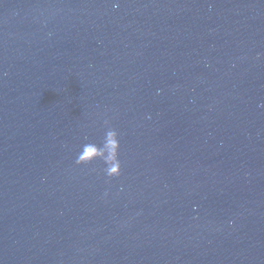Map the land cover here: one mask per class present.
<instances>
[{"label":"water","instance_id":"water-1","mask_svg":"<svg viewBox=\"0 0 264 264\" xmlns=\"http://www.w3.org/2000/svg\"><path fill=\"white\" fill-rule=\"evenodd\" d=\"M0 264H264V0H0Z\"/></svg>","mask_w":264,"mask_h":264},{"label":"clouds","instance_id":"clouds-1","mask_svg":"<svg viewBox=\"0 0 264 264\" xmlns=\"http://www.w3.org/2000/svg\"><path fill=\"white\" fill-rule=\"evenodd\" d=\"M107 136L110 138V140H114V142L119 146V140H118V136L117 133L115 131H109L107 133ZM118 152H119V147L117 148V156H118ZM77 163L80 164V154L78 155V159H77ZM106 174L109 177H116L120 175V172L117 173V168L115 166H109L106 168ZM115 174V175H114Z\"/></svg>","mask_w":264,"mask_h":264}]
</instances>
